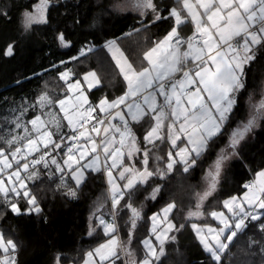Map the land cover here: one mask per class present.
I'll list each match as a JSON object with an SVG mask.
<instances>
[{"label":"snow or ice","instance_id":"snow-or-ice-1","mask_svg":"<svg viewBox=\"0 0 264 264\" xmlns=\"http://www.w3.org/2000/svg\"><path fill=\"white\" fill-rule=\"evenodd\" d=\"M57 2L36 0L25 8L23 31L49 24ZM129 8L140 17L136 34L160 22L168 29L146 47L139 67L116 39L105 40L103 47L124 81L122 94L93 101L89 94L102 83L96 71L79 76L53 64L63 88L50 91L46 84L31 101L13 102L0 116V221L9 214L42 215L33 191L38 184L47 181L55 184L53 191L78 199L88 177L100 173L106 187L93 201L87 236L102 235L103 242L71 256L57 252L53 264H162L167 246L186 223L207 254V264H224L234 242L255 228L257 235L249 237L245 251L264 264V167L249 168L253 178L243 183L241 194L218 201V207L208 204L228 163L241 158L264 123V97L256 101L250 95L245 114L236 115L246 69L264 51V0H130L110 11ZM0 15L10 19L7 9ZM98 22L94 18L90 26ZM56 39L62 47L71 46L63 31ZM93 51L88 44L79 55ZM14 54V44H8L3 55ZM213 147L215 158L203 188L192 192L184 222H176L178 206L168 201L148 217V235L134 247L145 215L143 203H136L138 194L150 187L144 200L156 201L173 174H190ZM121 221L126 238L120 235ZM19 250V243L0 230V264H19Z\"/></svg>","mask_w":264,"mask_h":264},{"label":"trees","instance_id":"trees-1","mask_svg":"<svg viewBox=\"0 0 264 264\" xmlns=\"http://www.w3.org/2000/svg\"><path fill=\"white\" fill-rule=\"evenodd\" d=\"M35 2L36 0H0V10L7 9L10 17L8 19L0 15V116L7 113L13 102L19 103L22 99L31 101L46 84L50 91L63 88L58 70L53 69V64L59 65V70L64 67L72 68L79 76L87 71H96L102 83L89 94L93 101L105 94L110 98L122 94L124 81L111 55L103 47L105 40L116 39L129 61L139 67L146 47L151 45V41L161 38L168 29V24L161 22L147 32L136 34L134 29L141 27L139 18L133 15H115L110 11V0H58L50 9L49 24L34 25L26 33L21 27L20 15ZM94 18L99 22L96 27H91ZM76 19L80 20L79 25L75 23ZM60 31L71 41L70 47H62L57 41L56 35ZM128 32L133 34L125 35ZM8 44L15 46V54L11 58L3 55ZM88 44L94 45V51L80 56L79 50ZM74 56L79 59L72 60ZM62 60L69 63L60 65ZM17 80L21 83L18 84ZM263 90L264 51H261L246 69V89L239 97L237 118L245 114L249 96L260 100ZM28 118H31V113ZM215 152L216 148L213 147L190 174H173L156 201L144 200V196L151 191L150 187L138 194L136 203H143L145 215L136 233L134 247H139V240L148 235V217L166 202L175 200L178 206L176 222H184V211L193 203L192 192L203 187L205 171L214 160ZM261 167H264V123L243 147L241 158L230 161L226 166L219 191L214 198H210L209 207H218V201L230 195L241 194L243 183L253 178L249 168L255 171ZM105 187V177L100 173H92L88 177L78 199L53 191L55 184H48L47 181L34 187L33 191L40 198L43 214H9L5 221H0V230L20 245L19 264H53L57 252L71 256L82 247L103 242L102 235L95 238L87 236V225L93 201L104 192ZM121 225L120 235L126 238L127 229L123 227V221ZM176 235V242L167 246L162 264H207L208 256L189 223ZM256 235L255 228H250L247 235L240 236L225 255L224 264H260L258 256L248 255L245 251L249 237Z\"/></svg>","mask_w":264,"mask_h":264},{"label":"crops","instance_id":"crops-1","mask_svg":"<svg viewBox=\"0 0 264 264\" xmlns=\"http://www.w3.org/2000/svg\"><path fill=\"white\" fill-rule=\"evenodd\" d=\"M111 1V9H113V7H114V5H116V4H123V3H126V2H130V0H110ZM170 1H172V0H164V3L165 4H170L171 2ZM115 15H119V16H123V15H133V16H135V17H137V18H139L140 19V17H139V15H138V13L135 11V10H132L131 8H129L127 11H123V12H121V11H112ZM161 23V22H160ZM186 31V30H185ZM110 54V53H109ZM111 55V54H110ZM112 57V56H111ZM114 61V60H113ZM119 70V69H118ZM101 86V85H100ZM99 86V87H100ZM99 87H97V88H99ZM263 97H264V95H263Z\"/></svg>","mask_w":264,"mask_h":264},{"label":"rangeland","instance_id":"rangeland-1","mask_svg":"<svg viewBox=\"0 0 264 264\" xmlns=\"http://www.w3.org/2000/svg\"><path fill=\"white\" fill-rule=\"evenodd\" d=\"M119 45V44H118ZM119 47H120V45H119ZM120 49H121V47H120ZM122 50V49H121ZM108 51V50H107ZM123 51V50H122ZM109 52V51H108ZM110 53V52H109ZM111 54V53H110ZM111 56H112V54H111ZM126 56V55H125ZM115 62V61H114ZM99 87V86H98ZM97 88H95V89H93V90H96ZM92 90V91H93ZM262 94L264 95V90H263V92H262ZM254 100H256V101H258L257 99H255V98H253ZM204 183H205V181H204ZM203 186H204V184H203ZM203 188V187H202ZM201 188V189H202Z\"/></svg>","mask_w":264,"mask_h":264},{"label":"water","instance_id":"water-1","mask_svg":"<svg viewBox=\"0 0 264 264\" xmlns=\"http://www.w3.org/2000/svg\"><path fill=\"white\" fill-rule=\"evenodd\" d=\"M7 57V56H6ZM12 57V56H11ZM11 57H7V58H11Z\"/></svg>","mask_w":264,"mask_h":264}]
</instances>
